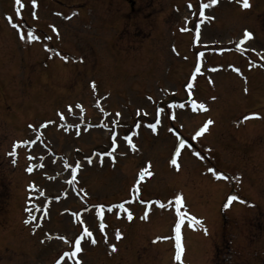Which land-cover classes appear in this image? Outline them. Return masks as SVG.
I'll return each instance as SVG.
<instances>
[{"label": "rangeland", "instance_id": "rangeland-1", "mask_svg": "<svg viewBox=\"0 0 264 264\" xmlns=\"http://www.w3.org/2000/svg\"><path fill=\"white\" fill-rule=\"evenodd\" d=\"M0 264H264V0H0Z\"/></svg>", "mask_w": 264, "mask_h": 264}]
</instances>
